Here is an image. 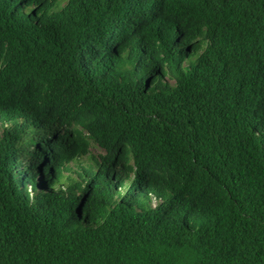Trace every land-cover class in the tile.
<instances>
[{"label": "trees", "instance_id": "16d2710c", "mask_svg": "<svg viewBox=\"0 0 264 264\" xmlns=\"http://www.w3.org/2000/svg\"><path fill=\"white\" fill-rule=\"evenodd\" d=\"M0 264H264V0H0Z\"/></svg>", "mask_w": 264, "mask_h": 264}, {"label": "rangeland", "instance_id": "374dc122", "mask_svg": "<svg viewBox=\"0 0 264 264\" xmlns=\"http://www.w3.org/2000/svg\"><path fill=\"white\" fill-rule=\"evenodd\" d=\"M91 153L94 154V155H101L103 152L100 148H98L97 146L95 145H92L91 146Z\"/></svg>", "mask_w": 264, "mask_h": 264}]
</instances>
